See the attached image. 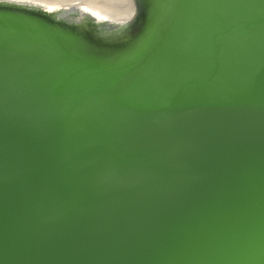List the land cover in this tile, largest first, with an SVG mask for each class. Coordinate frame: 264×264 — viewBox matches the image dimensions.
<instances>
[{"label":"water","instance_id":"obj_1","mask_svg":"<svg viewBox=\"0 0 264 264\" xmlns=\"http://www.w3.org/2000/svg\"><path fill=\"white\" fill-rule=\"evenodd\" d=\"M0 264H264V0H0Z\"/></svg>","mask_w":264,"mask_h":264}]
</instances>
